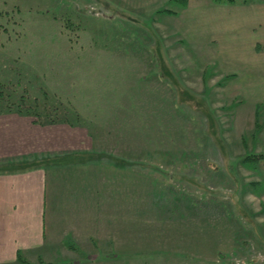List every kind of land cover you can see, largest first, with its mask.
I'll use <instances>...</instances> for the list:
<instances>
[{"label":"rangeland","instance_id":"rangeland-1","mask_svg":"<svg viewBox=\"0 0 264 264\" xmlns=\"http://www.w3.org/2000/svg\"><path fill=\"white\" fill-rule=\"evenodd\" d=\"M0 11V45L91 123L68 134L107 186L85 190L118 201L59 216L51 233L92 232L91 255L54 264H264V158H253L264 153V0H0ZM115 164L122 185L108 181ZM99 229L115 258L99 254Z\"/></svg>","mask_w":264,"mask_h":264},{"label":"crops","instance_id":"crops-1","mask_svg":"<svg viewBox=\"0 0 264 264\" xmlns=\"http://www.w3.org/2000/svg\"><path fill=\"white\" fill-rule=\"evenodd\" d=\"M74 128L67 124L40 125L24 116L0 114V264H54L61 256L91 255L88 242L92 232L78 235L68 226L51 233L52 223L57 225L71 211L102 207L104 212L103 207L118 202L106 203L105 194L94 198L85 190L94 186L98 193L99 187L107 186L101 185L100 176L96 178L100 171L91 166L90 157L79 158L82 154L75 151L73 142L70 144L68 134ZM62 142L64 146H60ZM62 170L70 171L64 184L54 180ZM107 171L110 184L116 179L122 185V167L115 164ZM109 189L110 194L115 190ZM107 219L105 216L104 221ZM96 237L99 254L115 258L116 239L113 242L109 237L108 241L106 230L100 229Z\"/></svg>","mask_w":264,"mask_h":264},{"label":"trees","instance_id":"trees-1","mask_svg":"<svg viewBox=\"0 0 264 264\" xmlns=\"http://www.w3.org/2000/svg\"><path fill=\"white\" fill-rule=\"evenodd\" d=\"M44 14L50 12L46 10ZM6 15H9L8 12L0 11V16ZM52 19L62 22L67 28L77 27L74 20L65 14L53 16ZM17 52L18 50L12 51L10 47L0 45V114L15 112L28 115L41 125L88 127V123L91 126L73 104L65 103L57 96L40 70L28 64L22 55H14ZM247 157L249 156L244 158ZM254 157L262 159L264 153L255 154ZM152 159H155L154 156L150 158Z\"/></svg>","mask_w":264,"mask_h":264}]
</instances>
